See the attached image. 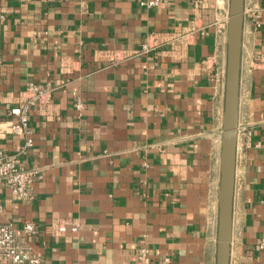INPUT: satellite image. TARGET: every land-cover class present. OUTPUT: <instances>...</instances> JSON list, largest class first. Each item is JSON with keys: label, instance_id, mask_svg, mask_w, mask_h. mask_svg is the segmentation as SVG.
Instances as JSON below:
<instances>
[{"label": "crops", "instance_id": "crops-1", "mask_svg": "<svg viewBox=\"0 0 264 264\" xmlns=\"http://www.w3.org/2000/svg\"><path fill=\"white\" fill-rule=\"evenodd\" d=\"M0 0V150L28 84L19 162L31 198L0 191V223L42 264H216L229 0ZM243 16L229 264H264V0ZM153 46L138 54L143 43ZM75 93L83 103L74 108ZM77 222L57 233L61 220Z\"/></svg>", "mask_w": 264, "mask_h": 264}, {"label": "built area", "instance_id": "built-area-1", "mask_svg": "<svg viewBox=\"0 0 264 264\" xmlns=\"http://www.w3.org/2000/svg\"><path fill=\"white\" fill-rule=\"evenodd\" d=\"M160 3V0L141 1L140 5L153 7ZM251 17L255 28H259L260 18L257 10L252 7L245 10L243 16ZM153 49L148 41L143 43L138 54L148 53ZM51 87L36 86L28 84L25 90L26 99L21 106L9 110V130L11 133L21 136L23 144L18 146L13 153H6L0 150V191L8 190L10 197L16 201H25L31 198V190L34 182L41 178L34 168H26L19 162V156L27 152L33 146L31 131L28 125L27 112L36 104L47 103L50 98ZM74 108L80 113L83 103L80 98L72 93ZM264 150V147H263ZM1 210V206H0ZM67 228L76 232L79 228L77 222H70L67 219L61 220L56 228L57 233H64ZM33 224L24 223L21 233L17 234L12 222L0 223V264H42L40 254L34 253L27 246L25 238L35 234ZM259 248L264 249V238L260 240ZM137 259L141 264H150L149 251L146 247L138 249Z\"/></svg>", "mask_w": 264, "mask_h": 264}, {"label": "water", "instance_id": "water-1", "mask_svg": "<svg viewBox=\"0 0 264 264\" xmlns=\"http://www.w3.org/2000/svg\"><path fill=\"white\" fill-rule=\"evenodd\" d=\"M244 0H229L220 148L216 264H229Z\"/></svg>", "mask_w": 264, "mask_h": 264}]
</instances>
